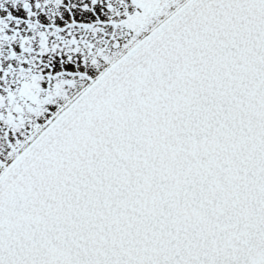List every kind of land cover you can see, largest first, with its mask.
<instances>
[{"label": "snow or ice", "instance_id": "obj_1", "mask_svg": "<svg viewBox=\"0 0 264 264\" xmlns=\"http://www.w3.org/2000/svg\"><path fill=\"white\" fill-rule=\"evenodd\" d=\"M0 264H264V0H0Z\"/></svg>", "mask_w": 264, "mask_h": 264}]
</instances>
